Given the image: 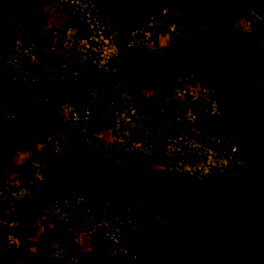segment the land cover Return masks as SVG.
Instances as JSON below:
<instances>
[{
	"label": "rangeland",
	"instance_id": "374dc122",
	"mask_svg": "<svg viewBox=\"0 0 264 264\" xmlns=\"http://www.w3.org/2000/svg\"><path fill=\"white\" fill-rule=\"evenodd\" d=\"M136 4L127 43L78 37L79 20L60 0H38L36 38L12 14L0 12V122L11 117L28 125L0 160V264H125L109 260L106 225L74 228L43 207L56 189L50 149L74 154L77 169V160L85 167L98 164L133 188L181 194L218 228V239L209 244L167 248L137 264H264V6L254 0ZM122 46H132V54L122 57ZM240 54L249 61L245 73ZM116 90L146 121L155 108L147 109L146 99H179L189 103L187 116L195 122L198 114L217 116L222 133L213 142L209 135L201 143L186 137L184 148L196 146L202 154L180 163L140 154L142 143L126 128L132 120L113 102L100 111L98 130L77 127L79 105ZM241 94L248 107H240ZM161 108L159 116L166 113ZM175 136L165 140L169 152L180 140ZM137 167L151 177L136 173ZM62 169L70 166L62 163ZM35 255L44 261L35 263Z\"/></svg>",
	"mask_w": 264,
	"mask_h": 264
},
{
	"label": "trees",
	"instance_id": "16d2710c",
	"mask_svg": "<svg viewBox=\"0 0 264 264\" xmlns=\"http://www.w3.org/2000/svg\"><path fill=\"white\" fill-rule=\"evenodd\" d=\"M37 2L38 0H0V12L12 14L36 38L40 35L39 26L32 16ZM60 2L66 12L78 18V37L103 36L111 41L124 43L130 40L131 24L137 18L136 0ZM122 49L125 50L122 57L132 54V46H122ZM120 92L107 91L79 105L83 118L77 120V127L83 125L89 132L98 130L102 125L100 111L109 102H113L119 106L121 113L132 120L127 123L126 128L142 143L136 148L140 150V154H147L154 161L175 159L180 163H191L202 154L196 146L192 150L184 148L186 137H190L194 143H201L202 136L209 135V142H213V138L220 137L222 133V121L217 116L198 114L197 120L200 121L195 122L187 116L189 103L179 99L171 100V103L146 99L147 109L152 104L155 107L151 114L153 118L146 121V117L139 115L141 110L137 111L138 114L132 113L128 102L120 99ZM72 105L77 106L74 103ZM161 107H165L166 113L159 116L157 112L163 109ZM27 129V123L20 118L10 117L0 122V160L15 147ZM175 135L180 140L176 142L175 150L169 152L164 148L165 140ZM143 145L149 153L144 152ZM47 153L50 154L48 166L50 171H54L49 175L53 174L51 183L56 182V191L50 192L48 200L42 203L43 207L74 228L106 225L111 238L112 252L109 260L137 264L149 261L157 252L167 248L186 251L218 239V228L198 213L193 203L181 194L164 193L153 186L147 189L133 188L121 175L101 168L98 164L85 167L83 161L77 160L76 164L81 168H75L72 158L75 157L74 154L51 149ZM62 163L64 167L70 166L69 172L62 169ZM143 169L137 167L136 173L151 177ZM0 183L3 184L1 180ZM41 257L43 256L40 259L44 261ZM38 259V255L33 257L35 263Z\"/></svg>",
	"mask_w": 264,
	"mask_h": 264
},
{
	"label": "flooded vegetation",
	"instance_id": "af4514ba",
	"mask_svg": "<svg viewBox=\"0 0 264 264\" xmlns=\"http://www.w3.org/2000/svg\"><path fill=\"white\" fill-rule=\"evenodd\" d=\"M240 56H241V59L238 62V63H240L239 67H241V70L245 73L247 71V66L249 65V63H248L249 61L248 60L245 61L244 58H242L243 56L241 54H240ZM234 94H236V92ZM242 96H243V94H241L240 96H237L238 98L241 97L240 98V104H241L240 107L241 108H243L244 106L248 107L249 106L248 103H246V100Z\"/></svg>",
	"mask_w": 264,
	"mask_h": 264
},
{
	"label": "crops",
	"instance_id": "0c3cea01",
	"mask_svg": "<svg viewBox=\"0 0 264 264\" xmlns=\"http://www.w3.org/2000/svg\"><path fill=\"white\" fill-rule=\"evenodd\" d=\"M256 2H258L260 5L264 6V0H254Z\"/></svg>",
	"mask_w": 264,
	"mask_h": 264
},
{
	"label": "water",
	"instance_id": "95a60500",
	"mask_svg": "<svg viewBox=\"0 0 264 264\" xmlns=\"http://www.w3.org/2000/svg\"><path fill=\"white\" fill-rule=\"evenodd\" d=\"M206 52H202L203 54H205V53H207V50H205ZM216 54V52H214V55ZM213 56V55H212ZM241 59V57L239 56V58L237 59L238 60V62H239V60ZM238 65H240V63L238 64ZM247 76H249V75H247Z\"/></svg>",
	"mask_w": 264,
	"mask_h": 264
}]
</instances>
